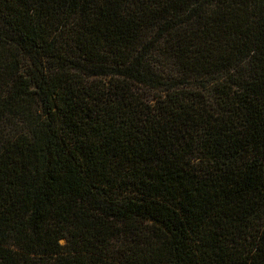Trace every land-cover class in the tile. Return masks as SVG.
Segmentation results:
<instances>
[{"label": "trees", "instance_id": "1", "mask_svg": "<svg viewBox=\"0 0 264 264\" xmlns=\"http://www.w3.org/2000/svg\"><path fill=\"white\" fill-rule=\"evenodd\" d=\"M0 264H264V0H0Z\"/></svg>", "mask_w": 264, "mask_h": 264}]
</instances>
